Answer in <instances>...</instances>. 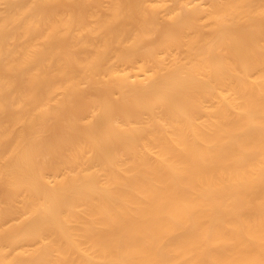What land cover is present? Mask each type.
<instances>
[{"label": "bare ground", "instance_id": "1", "mask_svg": "<svg viewBox=\"0 0 264 264\" xmlns=\"http://www.w3.org/2000/svg\"><path fill=\"white\" fill-rule=\"evenodd\" d=\"M0 264H264V0H0Z\"/></svg>", "mask_w": 264, "mask_h": 264}]
</instances>
